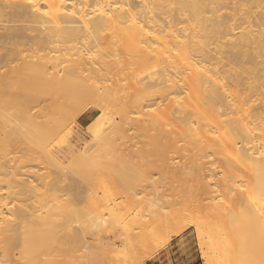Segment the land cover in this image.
<instances>
[{"label":"bare ground","instance_id":"6f19581e","mask_svg":"<svg viewBox=\"0 0 264 264\" xmlns=\"http://www.w3.org/2000/svg\"><path fill=\"white\" fill-rule=\"evenodd\" d=\"M259 58L264 60V0H0V264H81L85 255L97 254V240L110 235L111 223L103 212L93 217L84 232L79 206L83 200L98 201V191L77 190L80 180L58 172L62 166L56 157L52 161L59 170L53 174L27 170L32 160L28 159V147L36 134L46 132L53 122L49 108L75 107L89 100L103 107L95 109L100 112L105 111L106 102L121 101L122 120L138 131L135 136H149L156 130V139L166 143L160 138L157 141L168 150L185 140L183 150L188 147L186 151H191L187 155L195 152L177 171L170 169L171 164L164 160L171 156L164 154L160 167L153 163L145 172L140 170L145 185L128 186L125 192L121 186L120 191L113 186L111 190L117 194L98 201L111 217L110 208L123 195L134 199L140 208L134 219L139 233L129 234V243L143 240L152 245L162 239L166 244L190 227L203 235L216 222L225 225L222 230H232L226 231L227 240L234 235L248 242L252 235L256 236L252 241L263 237L264 75L260 74L262 79L258 76L263 68L258 65L264 61ZM232 65L243 67L246 76L240 78L236 67L227 68ZM170 97L171 104L157 115L142 121L131 117L142 112L150 100ZM240 113L243 118H233ZM101 117L104 119L105 113ZM113 124L117 137L126 141L128 129ZM213 132L222 138L219 147ZM131 137V142L127 139L130 145ZM88 152L84 147L77 157L84 159ZM168 152L164 147L162 153ZM180 152L181 157L187 156ZM210 153L220 156L223 162H219L225 164L220 167L222 179L211 176L214 188L205 180V167L196 161ZM138 154L132 150L130 157L127 155L131 158L129 170L138 166ZM228 158L238 165L225 162ZM239 165L243 172L251 173L248 184L243 183L246 191L240 189L243 185L238 180L249 173H238ZM155 170L186 184L193 179L194 184L183 190L196 196L191 194L193 200L170 198L175 193L172 190L168 198L163 190L167 183L171 185L170 179L165 180L168 175L162 174L159 183L152 182ZM122 174L117 172L114 178ZM161 180H165L160 192L164 194L156 191L157 197L145 204L148 193L154 195ZM72 187L77 190L74 197L63 199L65 195L60 193ZM144 193L146 197H140ZM215 193L224 195L226 209L223 203L204 202ZM106 241L102 252L112 246ZM202 255L205 264H211L207 252Z\"/></svg>","mask_w":264,"mask_h":264},{"label":"rangeland","instance_id":"374dc122","mask_svg":"<svg viewBox=\"0 0 264 264\" xmlns=\"http://www.w3.org/2000/svg\"><path fill=\"white\" fill-rule=\"evenodd\" d=\"M236 36L239 37L240 35L237 34ZM235 37L233 38V36H232L231 37L232 40H236L237 37L236 38ZM258 60L264 61V60H262V58H259ZM261 61H259V63ZM240 65H242V64H240ZM259 65H258L259 68L263 67L262 70L264 72V62H262V65H261V63ZM246 66L248 67L249 65L245 64V66H243V67H246ZM230 67H233V68L236 67L238 70H240L241 72L238 71L240 73L239 74L237 73V74L240 78H242V77L244 78L245 74H243L242 69H241L243 67H239V65L238 66L232 65V66H229L227 68H230ZM262 70H261V72L258 73L259 77H260V74L262 76L264 75V73H262ZM263 78H264V76H263ZM261 81L264 82V79ZM240 89H243V88L240 87ZM180 97H178L176 99H175V97H173V98L175 100H178ZM117 101L118 100H115V101L112 100L111 102L110 101H108V103L106 102L104 104V107H105L104 112H100L101 110L96 111L95 109H101L102 106L101 105L99 106L98 103H96V105H95V102L92 103V101L90 102V100H89V102H87V101L83 102V104H81L79 106H75V107L64 106L63 108L58 109L57 106H55V107L51 106L49 108V112L52 113L51 116L53 118V122L49 125V129L46 132L36 134L35 140L33 141V143H31L30 147H28V149H29L28 151L30 152V154L28 155V159L30 160V158H32V160H30L28 162L29 165L27 166V170H29L30 172L31 171L32 172L37 171L36 173L38 175H45L47 173L53 174L57 170H59L56 168V166H54L53 161H52V159H54L53 157H56V159L60 162V165L62 166V169L59 170L58 172H62V174L65 176L76 175L77 178L80 180L79 184H78L79 189H77V190L80 191V189H81L82 190L81 192L89 191V189L97 190L99 192V194H97L98 192L95 193L92 190H90L89 193H92V192H93V194L95 193V196L97 195V197L99 198L98 201L102 200V202H103V199L106 200V197H108L107 195H109L110 198H113V197H111V194L116 195L119 188H122L121 190H123V189L125 190L126 188H128V186L130 188H132V187L138 188L140 186L145 185L147 180L145 178H144L145 180H143V175H142L141 171L144 170L143 172H145L149 166H153L155 164L156 165L158 164V166L159 165L161 166V161H162V163H164V161H166L169 165L171 164L170 169L173 168L174 171H177V170L181 169V166L185 165L186 162L192 158V156L194 155L193 153H195V152L192 151V153H189V156H190L189 157L187 154H188V152H191V151L190 150L186 151L188 149V147L186 150H183V148L185 149L186 148L185 146H187L186 145L187 142H184L185 140H183V141L181 140V142L179 141L176 145V148H178V149L173 147L174 149H172L173 151L171 150L172 151L171 152L170 150L167 149L165 144H164L165 146L164 145L161 146V143L162 142L166 143V141L164 142V140L161 139L160 137H158L157 139L160 138L163 141H161V143H160V141H157V139H156L157 136H155L157 134L156 130L153 131L152 133H149L148 134L149 136H146V135L141 136L140 133L137 134L138 137L135 136V131H137V130L134 131V128L131 127V125L128 124L130 127L128 125H126L127 124L126 119L122 120L123 117L125 118V116L122 114L123 102H121V101L117 102ZM119 103H121V104H119ZM170 104H171V97H170V99L168 98V100L164 99V101L162 99H157V100L152 99V100H150V103H148V106L144 107L142 112L137 113V114H133V116H131V117L134 118L136 121L146 120L149 118V116L150 117L153 115L155 116L158 113L162 112V110L164 111L167 108V106ZM42 106H43V104L40 105L37 109H35V111L40 109ZM88 110H90V111L85 113ZM94 110H95V113L91 114V111H94ZM103 113H105V115H106V117L104 119H102V117H101V115H103ZM118 113H120V114H118ZM240 114L234 115L233 118H243L244 117V116H242L243 114L242 113H240ZM113 123L118 124L117 126L122 125V127H126V129H128V130H125V131H127L126 133L128 134V136L131 137V135L133 134L136 137L137 140L134 139L135 137L133 135L131 137L133 140L132 143L133 144L135 143V144L130 145L131 144V143H129V142H131V140H129L130 137L126 138V141H122V140H125V138L122 139V137H121V139H119L120 136L117 137L118 134H117V131L115 128L116 125L114 127ZM130 128H132V129H130ZM69 132L71 133V137L68 139L66 137V135ZM96 134H97V138L100 137V139L98 138L99 140L97 138H95ZM219 135H218V132L217 133L213 132V134L211 133L212 138L217 139L215 142H217V143L220 142L218 144L215 143V145L217 144V147H219L220 144H222L221 143L222 140H220L222 138H219L218 137ZM109 136H111V137H109ZM115 136L118 140L115 138ZM151 136H152V139H151ZM153 136H154V138H153ZM101 137H105L108 139H106L107 140L106 141L105 138H101ZM112 137H113V140H112ZM109 139L112 141V143L109 141ZM114 139H116V141H115L116 143L114 142ZM127 139L129 140V142ZM225 139L223 138V141ZM100 140H103V141L101 142ZM104 140H105V142H104ZM235 142H237V141H235ZM131 146L133 147V149ZM84 147H85V149L87 148L89 150V152L85 156L84 159H79L77 156L82 154L81 152L84 151ZM164 147L166 149V152L170 151V153L169 152L168 153H162ZM131 149L134 152H139V154H138L139 158H137L139 163H138L137 167L129 170L128 162L131 161L130 160L131 158H129L130 153L132 151ZM70 150H73V152L69 153ZM175 150H177V151H175ZM174 152H176V153H174ZM179 152L180 153L184 152L182 154H186L188 157L184 156V155H183V157H181V154H179ZM164 154H166V156H168V157L170 155L171 157H169V158L167 157L168 160L166 158L164 160L163 159ZM174 154H177V155H174ZM30 155L32 157H30ZM48 155H49V157H47ZM50 155H52V156H50ZM211 155L212 154L210 153L209 154L210 158L208 157L209 159L208 158H201L200 160L198 159L196 161H198L199 163H202L201 165L205 167L204 169L206 170V172H205V170L203 171L204 175L208 172L204 176V177H206L205 178L206 181H209L212 178L211 176H213V175L214 176L212 179H214V177H216L215 180H218V179L220 180L223 178V175H224L223 169H221L220 167L222 165H225V164L222 163V165H221L220 162H223V161L221 160L220 156H218V155L217 156H214V155L211 156ZM33 157H35V159H33ZM36 157H38V158H36ZM202 159H204V160H202ZM229 159L230 158L224 159V161L226 162V160H227V162L229 161L231 163L234 161V159H232V160L231 159L229 160ZM211 161H212V163H211ZM198 162H196V164ZM153 163H155V164H153ZM233 163L238 165V163H236L235 161ZM151 164H153V165H151ZM226 164H229V163H226ZM230 164H229V166H230ZM234 164H233V166H234ZM139 165H141V167ZM147 165H149V166L146 168ZM237 165H235V166L237 167ZM141 168H143V169H141ZM207 168H209L210 172ZM240 168L236 169V171L238 173H241V174L249 173L248 170H245L247 172H245V171L243 172L244 169L241 166H240ZM159 170L158 171L155 170L156 172L153 171V174L151 173V175H152L151 181L153 180L152 182H154V181L156 182L158 179H160L161 178L160 176H162V174H163V176L168 175L166 172L163 173V170H161L162 173L161 172L159 173ZM117 172H122L124 174H122V177L115 179L114 174ZM196 173L199 174L198 171H196ZM196 173H194V174L196 175ZM244 176H246V177H243L242 180L240 179V181L238 180V184H241L243 186L246 183V181H248V179L251 178V173H249V176H247V174ZM167 177H168V179H170L169 175H168V176H166V178L164 177L165 180L167 179ZM192 178L190 177L189 181ZM122 179H124V180H122ZM162 179H163V177H162ZM114 180H117V181L119 180L120 184L118 183L119 185H113L117 182ZM165 180L160 181V183H162V185L160 184L161 186H159V184H158V187H157L158 190H154L155 189L154 187L153 188L151 186L149 187L150 189L152 188L155 191L154 192L152 190L153 191L152 193H154L155 196L152 193H151L152 195L149 196L148 191L151 192V190L148 188L149 190L145 193H146V195L148 193L147 197L149 198V201H147V202L144 201L145 204L146 203L149 204L148 202H151V199H153V197H154V199L157 197L156 191H158L157 193H160L161 190H163L161 187H163V185H164L163 183H165ZM192 180L190 182L187 181L188 183L186 184L184 182V180L183 181L181 180L182 181V183H181L180 180H177V179L171 180L170 179V183L172 186L174 183H177V181H180V183L174 184L175 185L174 188L173 187L170 188L171 185H168V183H167L168 186L165 185L164 186L165 188L163 187L164 188L163 192L166 194H164L163 192L162 193L164 195H166L168 198L171 195H172V197H170V198L177 196L178 199L179 198L184 199L185 196H187L193 200L192 197L196 196V194L193 193V194H195V195H193L191 193L193 195L191 197L190 191H187V189H188L187 185H193L194 184V180H193V182H192ZM211 180L209 181V184L210 185L212 184L210 186V188H214L215 187V181H211ZM68 183H67V185H68ZM80 183L83 185H81ZM157 183H159V180L157 181ZM189 183H191V184H189ZM182 184H184L185 187ZM247 184H248V182L246 183V185ZM67 185H65V186L67 187ZM123 185H125V186H123ZM113 186H116V189H117L116 192L111 190L112 189L111 187H113ZM118 186H121V187L118 188ZM243 186H242V188H240L242 191L248 190L247 189L248 187L245 188V186L244 187ZM86 188L87 189L89 188V189L87 190ZM104 188H105V190H104ZM113 188H115V187H113ZM130 188H128V190ZM176 188H177V190H176ZM185 188H187L186 191L183 190ZM109 189L112 191V193L109 191ZM70 190H71V192L67 193V191H70ZM77 190L75 191V188L72 187L69 190L67 189V191L63 190V192H61L60 194L65 195V196H62L63 199H70V198H72V196L74 197ZM128 190L126 189L125 191H128ZM172 190L175 191V193ZM184 191H185V193H184ZM170 192H173V194H171ZM178 192H179V195H178ZM145 193H144V195L143 194L140 195V197L145 196ZM162 193H160V194H162ZM188 194H189V196H188ZM103 196H106V197L102 199L101 197H103ZM179 196H182V197H179ZM213 196L214 197H212V199H210V200L206 199L204 202L206 204H210V203H214L216 201L215 203H217V204L220 203V205H221V203H223L221 206L226 209V204L224 203V195L222 193H215ZM109 197L107 199H109ZM145 197H144V199H145ZM148 198L145 200H148ZM96 200H94V202L92 201L93 204L91 203V201L88 203L87 202L85 203V201L83 200L79 206V221L83 227V230H84V232H87L88 225L93 221V217L96 214L103 212L105 214V218L106 219L108 218V220L111 223V227H110L111 232H110V235H107L105 237L107 239H104L103 237H101L100 239L97 240V242H96L97 254L95 253L96 256L94 254H92L93 257H92V255H90L91 256V258H90V256H88V254H87V256L83 255L84 257L81 258V260H82L81 264H158L159 262H157V261L159 260V258L164 253H167V252L173 253V252H177V251L192 253L191 258L196 259L193 264H205V262H204L205 259L202 257L203 256L202 251L207 252V255L210 257L211 264H264V236L259 237V238L257 236L258 239L252 241L253 235L251 236L250 234H247V235L251 236L250 237L251 242H248L247 239H244L245 237L243 238L242 235H240V236H242L243 239L238 237V235H234V236L232 235L235 238H231L230 237L231 234H230V236H228V237H230V239H229L230 241H229V240H227L228 238H226V234L228 232H230V230L228 231L229 228L227 229V227H225V230H222L221 229L222 226H225V225L224 224L220 225V223L218 224V222H216V224L215 223L214 224L216 226L218 225L217 227H219L220 229L217 228L216 226H214V224H212L213 226L210 225V228L205 229L203 231L204 234L202 232L203 235H200L194 227H190L185 232L174 237L173 240H171L169 243H166V244L165 243L163 244L161 242L162 239L161 240L159 239L155 243L149 242V243H153L152 245L151 244L149 245L148 243L146 244L145 241H144L145 244H140L141 241H142V243H144L143 240L138 242V244L129 243L128 242V237H130L129 234H131V233L136 234L139 231L138 229L135 228L136 226L134 225V219L140 213V208L135 203L134 199H130L129 197H126L125 195H123L117 201L116 205L112 206L110 208L111 217L108 215L109 213H107V210L104 211L103 207L100 206L101 202L99 201L100 202L99 203ZM209 201H210V203H209ZM95 204H97V205H95ZM102 204H104V203H102ZM67 208H68V211L71 210L70 203L68 204ZM224 210L222 209L221 212H223ZM177 224H175V226ZM222 231H223V233H222ZM226 231H228V232L226 233ZM231 232H232V230H231ZM166 233L164 235H166ZM183 237H188L189 239L182 241L181 243L176 245V243L178 241H181ZM210 237H212V238H210ZM254 238H256V236ZM108 239L112 243V246H111V248L107 249L106 252L104 250L102 252V244L105 245L108 242V241H106ZM129 240H130V238H129ZM239 240H241V241H239ZM243 240H246L247 242H243ZM248 240H249V237H248ZM162 241L164 242V240H162ZM87 257H89V258H87ZM179 262L180 261H174V258H171V256H170V258L165 260L164 264H178ZM185 263L188 264L187 260H185Z\"/></svg>","mask_w":264,"mask_h":264},{"label":"crops","instance_id":"0c3cea01","mask_svg":"<svg viewBox=\"0 0 264 264\" xmlns=\"http://www.w3.org/2000/svg\"><path fill=\"white\" fill-rule=\"evenodd\" d=\"M188 237H183L181 241H178L176 243V245H178L179 243H181L182 241L188 240ZM174 258V261H180L178 264H186L185 260H187L188 264H193L195 262L196 259L191 258L192 253H187V252H167L164 253L157 262H159L158 264H164L165 260L168 258ZM191 258V259H190Z\"/></svg>","mask_w":264,"mask_h":264}]
</instances>
